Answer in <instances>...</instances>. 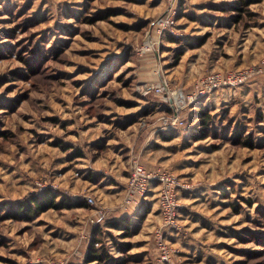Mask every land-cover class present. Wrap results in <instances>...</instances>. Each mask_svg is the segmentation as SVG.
Segmentation results:
<instances>
[{
	"label": "rangeland",
	"instance_id": "1",
	"mask_svg": "<svg viewBox=\"0 0 264 264\" xmlns=\"http://www.w3.org/2000/svg\"><path fill=\"white\" fill-rule=\"evenodd\" d=\"M168 5L0 0V206L45 189L65 204H82L31 222L0 220V264H85L91 228L119 214L132 224L127 235L105 231L110 256L158 264L157 197L126 211L124 190L118 199L102 188L118 171L127 182L135 162L189 184L178 197L180 230L165 234L172 249L165 264H264V99L247 83L264 76L196 103L212 114L216 140L181 134L179 113L187 107L173 122L166 95L140 92L166 79L185 95L209 72L260 63L264 0H176L180 35H164L156 51H142ZM239 135L251 136L253 146L235 144ZM119 241L129 244L126 252Z\"/></svg>",
	"mask_w": 264,
	"mask_h": 264
},
{
	"label": "built area",
	"instance_id": "2",
	"mask_svg": "<svg viewBox=\"0 0 264 264\" xmlns=\"http://www.w3.org/2000/svg\"><path fill=\"white\" fill-rule=\"evenodd\" d=\"M169 5L165 12L159 15L150 25L146 42L141 50L156 51L160 46L162 36L169 35L177 37L180 35L176 29L177 9L176 0H168ZM264 76V58L260 63L253 66L232 70L227 73L212 71L199 78L191 93L181 94L177 90L171 89L166 79L159 81L157 85L144 86L140 89L141 94L154 93L156 95H166L172 109H175L173 122L177 120V112L183 108L198 102L202 97H206L216 89L227 86H238L246 82L252 76ZM155 187L157 193V203L161 224L154 230V240L157 249V263L165 264L170 261L172 249L166 242L165 234L180 230L177 222L179 204V194L189 187L187 182L181 181L173 172L163 168H146L135 162L129 170L124 196L121 203L123 210L129 211L139 206L148 198L147 193ZM81 198V197H80ZM81 199L88 204L94 205L92 196L85 195ZM97 217L103 216L101 210L97 212ZM93 222V220H91Z\"/></svg>",
	"mask_w": 264,
	"mask_h": 264
},
{
	"label": "trees",
	"instance_id": "3",
	"mask_svg": "<svg viewBox=\"0 0 264 264\" xmlns=\"http://www.w3.org/2000/svg\"><path fill=\"white\" fill-rule=\"evenodd\" d=\"M247 83H249V86L247 85L248 87L252 85L255 88H259L261 90L260 95L262 99H264V78L254 77L250 79ZM222 89H227V87H222ZM253 97H256L257 99L256 95H254ZM196 103L188 106L184 110V112L181 111L179 113V116L185 115V119L181 120V122L177 126L179 132L185 135V133L189 131V138L193 139L194 141L206 140L207 138H214L215 140L218 139L219 132H213L210 135V127L212 126L211 122L213 120L212 114L209 112L208 109L198 107ZM237 138L239 140L236 139L234 142L235 144H242L243 146L249 148L253 146V140L251 136L242 138L239 135ZM81 155L82 154L79 151L74 155V157H80ZM150 194L151 193L148 192L147 196H149ZM58 197L59 196L56 195V193L52 190L45 189L40 193H30L24 196L16 204H10L8 206L2 204L0 206V220L10 219L31 222L38 215L48 210L62 209L66 207H76L82 205L80 202H72L65 204L62 198ZM131 224V221L126 216H122L120 218L109 220L106 222L102 221L101 223L95 224V226L90 230L84 263L100 264L107 262L109 264H126L124 258L118 259L110 256L112 248H106L103 239H107L108 234L106 235L105 231L111 228L115 230L119 229L120 231H122L121 233L127 235V231L130 229ZM123 234H121V236H125ZM117 244L118 248L122 252H126L129 249V244H127L126 242L122 243L119 241Z\"/></svg>",
	"mask_w": 264,
	"mask_h": 264
},
{
	"label": "crops",
	"instance_id": "4",
	"mask_svg": "<svg viewBox=\"0 0 264 264\" xmlns=\"http://www.w3.org/2000/svg\"><path fill=\"white\" fill-rule=\"evenodd\" d=\"M255 89H259V88H255ZM224 90H226V89H223V91ZM125 182H126V175L125 174H122V172L119 173V171H118L117 175L114 176L113 182L111 181L110 183H106L104 186H102V188H104V191L105 192H107L108 194H111V197H112L113 194H116V198L119 196L118 199H120V197L122 196L123 190H124ZM153 197H157V193L150 194L147 199H150V198H153ZM156 204H158V203H156ZM122 216H123V214L122 215L119 214V216H116V217L114 216L112 218V220L117 219V218H120ZM157 216L160 217L159 210H158Z\"/></svg>",
	"mask_w": 264,
	"mask_h": 264
}]
</instances>
